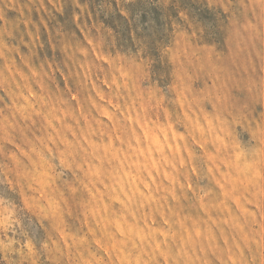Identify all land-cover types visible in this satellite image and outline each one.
I'll use <instances>...</instances> for the list:
<instances>
[{
    "label": "rangeland",
    "instance_id": "374dc122",
    "mask_svg": "<svg viewBox=\"0 0 264 264\" xmlns=\"http://www.w3.org/2000/svg\"><path fill=\"white\" fill-rule=\"evenodd\" d=\"M0 264H264V0H0Z\"/></svg>",
    "mask_w": 264,
    "mask_h": 264
}]
</instances>
